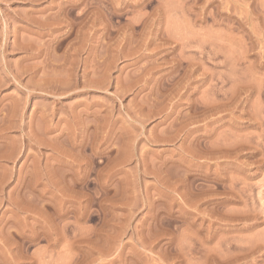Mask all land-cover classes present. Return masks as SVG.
Listing matches in <instances>:
<instances>
[{
  "label": "rangeland",
  "instance_id": "obj_1",
  "mask_svg": "<svg viewBox=\"0 0 264 264\" xmlns=\"http://www.w3.org/2000/svg\"><path fill=\"white\" fill-rule=\"evenodd\" d=\"M4 42L0 264H264V0H0Z\"/></svg>",
  "mask_w": 264,
  "mask_h": 264
},
{
  "label": "bare ground",
  "instance_id": "obj_2",
  "mask_svg": "<svg viewBox=\"0 0 264 264\" xmlns=\"http://www.w3.org/2000/svg\"><path fill=\"white\" fill-rule=\"evenodd\" d=\"M6 31H7V30H6ZM4 36H5V35H3V37H4ZM4 38H5V37H4ZM4 40H5V39H4ZM20 43H21V42H20ZM23 44H24V43H23ZM14 45H15V44H14ZM21 45H22V44H21ZM16 46H17V45H16ZM16 46H15V47H16ZM8 47H9V45H8L6 42H4V44L1 46L0 53H1V54H4V53H6L7 51H9V50H8ZM10 47H11V46H10ZM17 47H18V46H17ZM17 47H16V48H17ZM24 47H25V45H24ZM24 47H22V48H24ZM11 48H12V49H15V48H13V47H11ZM19 48H20V45H19ZM22 48H21V49H22ZM15 50H16V49H15ZM22 50H23V49H22ZM5 57H6V56H5ZM3 59H4V57H3ZM3 66H4V65H3ZM6 66H7V65H6ZM5 68H7V67H5ZM1 71H2V70H1ZM6 71H7V70H6ZM4 75H5V74H4ZM12 75H13V74H12ZM16 75H17V74H16ZM15 77H16V76H15ZM3 79H4V78H3ZM1 81H2V79H1ZM1 81H0V82H1ZM3 81H4V80H3ZM3 81H2V82H3ZM7 81H8V80H7ZM10 81H11V80H10ZM0 85H2V83H0ZM3 85H4V84H3Z\"/></svg>",
  "mask_w": 264,
  "mask_h": 264
}]
</instances>
